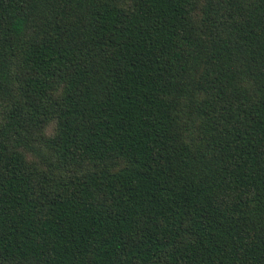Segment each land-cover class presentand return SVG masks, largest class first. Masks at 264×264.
<instances>
[{
    "label": "trees",
    "instance_id": "trees-1",
    "mask_svg": "<svg viewBox=\"0 0 264 264\" xmlns=\"http://www.w3.org/2000/svg\"><path fill=\"white\" fill-rule=\"evenodd\" d=\"M0 264H264V0H0Z\"/></svg>",
    "mask_w": 264,
    "mask_h": 264
}]
</instances>
